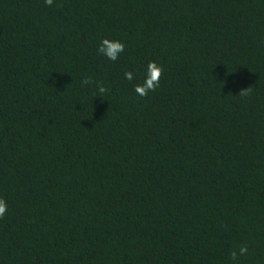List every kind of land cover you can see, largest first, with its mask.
Segmentation results:
<instances>
[{
  "label": "trees",
  "instance_id": "1",
  "mask_svg": "<svg viewBox=\"0 0 264 264\" xmlns=\"http://www.w3.org/2000/svg\"><path fill=\"white\" fill-rule=\"evenodd\" d=\"M0 199V264H264V0H0Z\"/></svg>",
  "mask_w": 264,
  "mask_h": 264
},
{
  "label": "clouds",
  "instance_id": "2",
  "mask_svg": "<svg viewBox=\"0 0 264 264\" xmlns=\"http://www.w3.org/2000/svg\"><path fill=\"white\" fill-rule=\"evenodd\" d=\"M47 6L53 5V0H45ZM125 45L119 40H110L107 38L102 39L98 46V53L105 56L111 61H116L120 54L124 52ZM163 74V68L159 66L155 61H149L145 70L143 83L135 84L134 91L140 97H146L150 91H156L160 85V78ZM125 79L132 81L134 76L133 72L126 71L124 73ZM93 83L92 77H85L81 80L82 85H91ZM98 91L100 94H104L108 91L103 84H98ZM250 92V87L243 89L239 94L248 95ZM7 211V203L4 199H0V218H2ZM248 253V248L246 245H242L239 248V253L233 250L230 255L233 260L238 258V255L243 256Z\"/></svg>",
  "mask_w": 264,
  "mask_h": 264
}]
</instances>
